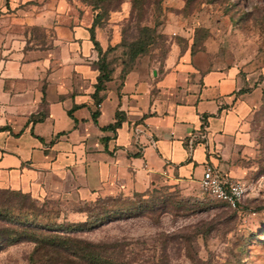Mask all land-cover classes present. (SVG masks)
<instances>
[{
    "label": "crops",
    "instance_id": "1",
    "mask_svg": "<svg viewBox=\"0 0 264 264\" xmlns=\"http://www.w3.org/2000/svg\"><path fill=\"white\" fill-rule=\"evenodd\" d=\"M63 5L0 0V189L90 202L197 186L207 164L242 176L259 89L238 67L185 54L123 78L116 68L97 105L94 18ZM27 27L51 33V46L30 43Z\"/></svg>",
    "mask_w": 264,
    "mask_h": 264
},
{
    "label": "rangeland",
    "instance_id": "2",
    "mask_svg": "<svg viewBox=\"0 0 264 264\" xmlns=\"http://www.w3.org/2000/svg\"><path fill=\"white\" fill-rule=\"evenodd\" d=\"M20 2L26 11L62 2L93 18L99 12L102 42L121 43L109 55L118 67L164 68L187 54L205 69L238 67L259 98L247 118L251 150L237 177L247 186L241 210L211 198L200 185H165L145 195L90 202L0 191V264H94L91 258L98 257L113 264H264V0ZM24 32L30 43L51 46L43 28ZM142 39L144 51L133 60L129 52ZM34 225L83 251L15 240L14 230Z\"/></svg>",
    "mask_w": 264,
    "mask_h": 264
},
{
    "label": "trees",
    "instance_id": "3",
    "mask_svg": "<svg viewBox=\"0 0 264 264\" xmlns=\"http://www.w3.org/2000/svg\"><path fill=\"white\" fill-rule=\"evenodd\" d=\"M100 18H101V14L99 12H97L94 15L93 24L89 28L91 40L94 44V48L98 51V57H99L98 60L95 62V65L97 66L98 70L100 71V74L98 77V82L95 85L96 91L93 94V98H94L97 105H99L102 101V98L99 96V93L101 90H103L104 83L106 81L112 80L115 69L121 68V75L120 76H121V78H123L130 71V69L133 68L131 66V67L126 69L125 65L118 67V66L110 63L109 55L111 54L112 50L115 47H117L118 45H120L121 43L118 45H115V46L108 45V47L105 50L103 49L100 41L96 37V28L100 24ZM146 43L147 42L145 41V39H142L138 42V44H136V46H134L130 50L129 55H130L131 59L134 60L140 54L143 53L144 48L146 46ZM97 116H98V111H95L93 113L94 119H96ZM117 116L119 117V112H117ZM120 123H121V120H118V122H116V124L112 125L111 127L115 128ZM0 191L20 193V194L28 195L31 197L30 194H26V193H22V192H18V191H10V190H3V189H0ZM145 194H147V192L144 194H136V195H145ZM33 227L34 228H28V229H25L21 232H15L16 230H14V234H16V235L18 234L17 238L15 240L16 241H22L24 239H32V240H35L41 247H50L51 246L54 248H57V247L61 248V245L64 244L63 246L65 248V251H67V252H69V250H72L75 252L83 251L79 246L73 244L72 241L71 242H68L66 240L64 241V240H62V238L58 234L56 235V234H52V233L48 232L47 231V230H49L48 228H44V227L38 226V225H34ZM71 228H73V227H71ZM84 256H85V254H84ZM91 259H92V263H94V264H113L109 260H103V259H100L99 257L96 259H93V258H91Z\"/></svg>",
    "mask_w": 264,
    "mask_h": 264
},
{
    "label": "built area",
    "instance_id": "4",
    "mask_svg": "<svg viewBox=\"0 0 264 264\" xmlns=\"http://www.w3.org/2000/svg\"><path fill=\"white\" fill-rule=\"evenodd\" d=\"M200 186L204 193L233 210H241L247 194V186L241 179L222 174L211 164L206 165Z\"/></svg>",
    "mask_w": 264,
    "mask_h": 264
}]
</instances>
